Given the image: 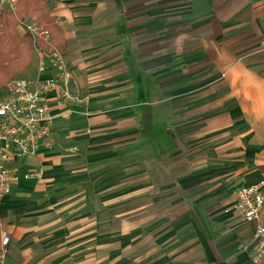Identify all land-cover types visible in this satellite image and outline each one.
Masks as SVG:
<instances>
[{
	"label": "crops",
	"instance_id": "0c3cea01",
	"mask_svg": "<svg viewBox=\"0 0 264 264\" xmlns=\"http://www.w3.org/2000/svg\"><path fill=\"white\" fill-rule=\"evenodd\" d=\"M45 3L78 101L47 96L51 139L19 165L42 178L0 204L5 264H264L234 209L264 181V0Z\"/></svg>",
	"mask_w": 264,
	"mask_h": 264
},
{
	"label": "built area",
	"instance_id": "2783aa9c",
	"mask_svg": "<svg viewBox=\"0 0 264 264\" xmlns=\"http://www.w3.org/2000/svg\"><path fill=\"white\" fill-rule=\"evenodd\" d=\"M19 0H0V12L7 10L15 13ZM23 34L34 39L36 52L43 54L39 60V77L36 80L17 78L6 86L0 97V204L4 197L22 179L39 180L43 173L37 169L21 176L20 164L32 160L40 148L47 145L52 136L54 118L51 115L47 96L57 92L63 103L77 102L71 94V73L65 56L51 42L49 32L35 21L20 22ZM43 45V46H42ZM51 62L54 76L41 80L47 71L45 59ZM76 150V149H74ZM264 181L244 186L236 193L234 209L243 221L254 225L253 258H264ZM8 237H3L0 249V264H5Z\"/></svg>",
	"mask_w": 264,
	"mask_h": 264
},
{
	"label": "trees",
	"instance_id": "16d2710c",
	"mask_svg": "<svg viewBox=\"0 0 264 264\" xmlns=\"http://www.w3.org/2000/svg\"><path fill=\"white\" fill-rule=\"evenodd\" d=\"M28 20L43 26L49 32L53 45L64 55L57 40L60 36L58 25L49 17L45 0H19L15 13L0 12V86L12 78L23 76L32 61L35 51L33 36L27 34L20 38L15 33V27ZM260 75L264 79V70Z\"/></svg>",
	"mask_w": 264,
	"mask_h": 264
},
{
	"label": "rangeland",
	"instance_id": "374dc122",
	"mask_svg": "<svg viewBox=\"0 0 264 264\" xmlns=\"http://www.w3.org/2000/svg\"><path fill=\"white\" fill-rule=\"evenodd\" d=\"M15 33H16L20 38H24V37H25V34H23V31H21V29H20L19 26H16V27H15ZM36 53H37V52H36V50H35L34 53H33V56H32V61H31L29 67L27 68V70H26V72L24 73L23 76H21V77H16V78H12L11 80L7 81L5 84H3L2 86H0V87H2V88L0 89V97H2V96L4 95V88H5L6 85H8V83H10L12 80L17 79V78H25V79H30V78H31L30 74L32 73V71H31L32 68H30V67L32 66L31 64H33V63H32L33 60H36V61H37V55H36ZM34 62H35V61H34ZM36 68H37V67H36Z\"/></svg>",
	"mask_w": 264,
	"mask_h": 264
}]
</instances>
